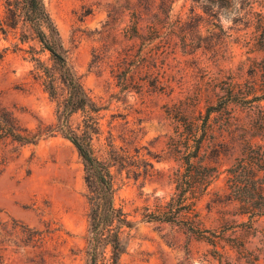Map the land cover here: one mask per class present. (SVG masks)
<instances>
[{"label": "rangeland", "instance_id": "obj_1", "mask_svg": "<svg viewBox=\"0 0 264 264\" xmlns=\"http://www.w3.org/2000/svg\"><path fill=\"white\" fill-rule=\"evenodd\" d=\"M44 2L70 66L105 106L95 151L115 158L116 204L135 221L120 264H264V215L242 214L227 188L245 140L264 134L262 111L257 100L220 106L232 82L247 91L258 80L252 65L264 51L252 29L223 13L217 37L214 0ZM22 29L0 31V103L37 131L57 125L67 89L62 82L57 96L46 89L29 52L36 42H20ZM37 55L53 64L49 52ZM210 105L218 108L207 114ZM82 119L73 114L74 126ZM187 122L202 128L191 132ZM201 135V156L217 168L216 179L178 221L145 220L170 201L172 176ZM86 194L82 158L61 133L1 141L0 264H88Z\"/></svg>", "mask_w": 264, "mask_h": 264}, {"label": "trees", "instance_id": "obj_2", "mask_svg": "<svg viewBox=\"0 0 264 264\" xmlns=\"http://www.w3.org/2000/svg\"><path fill=\"white\" fill-rule=\"evenodd\" d=\"M199 1V0H196ZM168 2V0H165ZM216 8L212 13L216 18V35L222 37L223 13H233L234 21H240L252 29L253 43L264 51V0H214ZM3 17H0V31L8 33L9 28L23 27L20 42L35 40L30 43L31 59L37 63V75L42 77L46 89L52 96H57L59 82L67 89V95L60 104L58 123L54 127L39 128L31 131L23 128L13 110L0 103V142L8 139L21 143H37L44 135L61 133L76 147L85 168L87 200L89 203L90 237L87 246L88 264H120L127 249V238L135 221L122 207L116 204V183L112 171L113 159L100 158L94 147L95 137L101 129V111L105 106L97 101L79 79L70 66L62 48L58 26L49 12L44 0H4ZM204 11L210 14L207 6ZM150 30H157V25H148ZM136 34L140 33L135 26ZM39 46V47H38ZM20 49L28 50L22 45ZM50 54L53 64H47L41 55ZM252 74L258 80H250L249 89L242 91L234 81L228 90L227 99L220 106L230 102L245 100L258 101L262 111L258 128L264 131V55L255 59ZM218 108L210 105L207 114ZM81 112V124L74 126L73 114ZM188 130L200 131L202 127L187 122ZM203 135L197 144L186 154L182 167L172 176L175 191L170 201L158 206L154 211L144 213L147 221H178L183 215L194 210L198 197L203 196L217 177L216 167L208 165L201 156ZM227 188L233 201L239 205L242 214L255 213L264 215V134L258 141L245 140L236 162L227 169ZM148 209V208H146Z\"/></svg>", "mask_w": 264, "mask_h": 264}]
</instances>
